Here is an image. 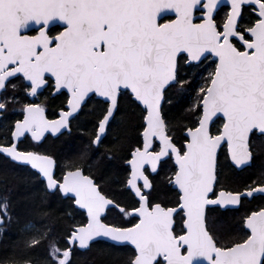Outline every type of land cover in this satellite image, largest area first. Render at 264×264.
Returning a JSON list of instances; mask_svg holds the SVG:
<instances>
[{"label": "snow or ice", "instance_id": "6c2138e0", "mask_svg": "<svg viewBox=\"0 0 264 264\" xmlns=\"http://www.w3.org/2000/svg\"><path fill=\"white\" fill-rule=\"evenodd\" d=\"M223 3L0 0V121L10 109L21 117L3 125L0 157L63 201L68 221L58 229L37 219L46 211L21 213L0 196V237L16 229L0 239V264H77L102 243L130 247L120 264H264V164L243 185L223 183L225 168L255 166L264 139V0ZM176 94L191 101L180 121ZM97 97L78 154L39 150L71 135ZM129 113L135 142L126 132L109 141ZM115 161L127 203L95 175ZM170 162L175 199L163 200L157 180ZM241 210L234 227L226 215Z\"/></svg>", "mask_w": 264, "mask_h": 264}, {"label": "trees", "instance_id": "16d2710c", "mask_svg": "<svg viewBox=\"0 0 264 264\" xmlns=\"http://www.w3.org/2000/svg\"><path fill=\"white\" fill-rule=\"evenodd\" d=\"M197 83H199V81H197ZM97 101L98 100L93 99L79 119L73 122L71 135L65 134L59 139L49 138L39 150L66 159L73 158L76 154H78L81 148V142L79 139L81 131L87 130L91 127L89 122L92 119V116L90 113L101 107ZM62 102L63 97H60L50 105V117H54L52 113L56 111ZM190 102L191 101L188 97L176 94L174 96L175 107L172 112L174 118L178 121L182 120V117L187 114L186 109L188 108ZM19 118H21L19 114L9 112L7 119L2 121L0 131L4 130L3 125H11L15 119ZM137 119L138 115L136 117H132L130 113L121 117L119 119V123L114 126L115 132L113 136L109 137V141L114 140L121 133L126 132L130 142H135L136 133L131 127V124L133 120ZM183 123H188V121H183ZM255 147L257 151L255 166L245 169L242 172L225 168V178L223 181L225 186L236 187L243 185L245 182L249 181L250 177L259 174L261 165L264 164V149L258 139H256ZM171 169L172 163L170 162L169 165L161 172V175L157 180L158 194L163 200L175 199V192L167 186L165 180V177L171 174ZM95 175L98 178L103 177L105 190L114 193L118 200H122L125 203L130 201V194L122 192L119 185L116 183L119 180H123L125 175L119 161L104 162L103 165L95 171ZM6 195L11 196L16 201V210L18 212L23 213L29 207H37L46 211L48 214L47 216L37 217L38 220L51 223L53 227L58 229L68 223V221L64 219L66 204L63 201H59L54 197H46L42 188L28 175L25 170L17 168L10 161L0 157V196ZM259 203L260 199L258 198L256 200L246 202V206L253 207ZM242 215L243 210L240 212L227 213L226 218L234 227H236L238 226ZM113 218L116 222H119V217L115 216V214ZM15 236L16 229L15 227H11L9 228L8 233L4 237H0V239L11 240L14 239ZM130 251V247H112L108 244L102 243L94 247L91 251L80 252L77 257V264H120Z\"/></svg>", "mask_w": 264, "mask_h": 264}, {"label": "flooded vegetation", "instance_id": "af4514ba", "mask_svg": "<svg viewBox=\"0 0 264 264\" xmlns=\"http://www.w3.org/2000/svg\"><path fill=\"white\" fill-rule=\"evenodd\" d=\"M224 1H225V0H224ZM227 7H228V5L222 4V8H223L224 10H226ZM220 14H221V16H223L224 12L221 11ZM170 18H174V15L171 16ZM35 30H36V27L32 28V30L29 32V34H35ZM44 94L47 95L46 92H45ZM94 99L99 100L98 98H94ZM50 118H54V117H50ZM1 125H2V121H0V126H1ZM0 130H1V127H0ZM256 139L260 140V143L262 144V148L264 149V139H261V138H256ZM255 142H256V140H255Z\"/></svg>", "mask_w": 264, "mask_h": 264}, {"label": "water", "instance_id": "95a60500", "mask_svg": "<svg viewBox=\"0 0 264 264\" xmlns=\"http://www.w3.org/2000/svg\"><path fill=\"white\" fill-rule=\"evenodd\" d=\"M223 4L227 5V0H225ZM34 27H37V26L33 25V28H34ZM97 98H98V97H97ZM98 99H100V98H98ZM81 252H86V251H81Z\"/></svg>", "mask_w": 264, "mask_h": 264}, {"label": "rangeland", "instance_id": "374dc122", "mask_svg": "<svg viewBox=\"0 0 264 264\" xmlns=\"http://www.w3.org/2000/svg\"><path fill=\"white\" fill-rule=\"evenodd\" d=\"M19 105H17V108H18ZM9 112H12L11 109L9 110ZM219 123V122H218Z\"/></svg>", "mask_w": 264, "mask_h": 264}]
</instances>
